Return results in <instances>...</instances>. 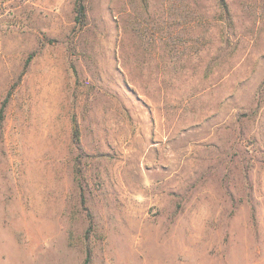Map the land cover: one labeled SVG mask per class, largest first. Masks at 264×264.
I'll return each instance as SVG.
<instances>
[{
    "label": "rangeland",
    "instance_id": "1",
    "mask_svg": "<svg viewBox=\"0 0 264 264\" xmlns=\"http://www.w3.org/2000/svg\"><path fill=\"white\" fill-rule=\"evenodd\" d=\"M224 2L0 0V264H264V0Z\"/></svg>",
    "mask_w": 264,
    "mask_h": 264
},
{
    "label": "trees",
    "instance_id": "2",
    "mask_svg": "<svg viewBox=\"0 0 264 264\" xmlns=\"http://www.w3.org/2000/svg\"><path fill=\"white\" fill-rule=\"evenodd\" d=\"M218 3L221 6V9L225 12L227 11V7L226 4L224 2V0H217ZM85 0H75L74 3V11H75V17H74V21L76 25H83L84 21H85V17H86V9H85V4H84ZM77 137H78V130L76 125H73V138L75 141H77ZM82 264H89V255L86 254Z\"/></svg>",
    "mask_w": 264,
    "mask_h": 264
}]
</instances>
